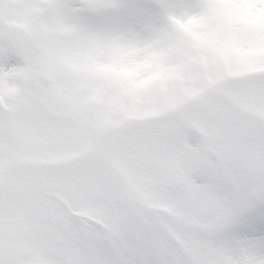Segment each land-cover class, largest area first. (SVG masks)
Returning a JSON list of instances; mask_svg holds the SVG:
<instances>
[{
  "label": "snow or ice",
  "instance_id": "1",
  "mask_svg": "<svg viewBox=\"0 0 264 264\" xmlns=\"http://www.w3.org/2000/svg\"><path fill=\"white\" fill-rule=\"evenodd\" d=\"M0 264H264V0H0Z\"/></svg>",
  "mask_w": 264,
  "mask_h": 264
}]
</instances>
